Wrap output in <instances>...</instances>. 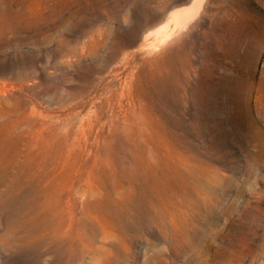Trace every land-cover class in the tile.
Here are the masks:
<instances>
[{"label": "rangeland", "instance_id": "374dc122", "mask_svg": "<svg viewBox=\"0 0 264 264\" xmlns=\"http://www.w3.org/2000/svg\"><path fill=\"white\" fill-rule=\"evenodd\" d=\"M0 264H264V0H0Z\"/></svg>", "mask_w": 264, "mask_h": 264}]
</instances>
